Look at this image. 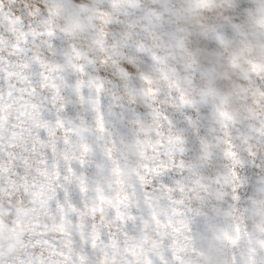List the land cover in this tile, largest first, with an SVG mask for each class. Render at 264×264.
<instances>
[{"label": "clouds", "instance_id": "9594fccd", "mask_svg": "<svg viewBox=\"0 0 264 264\" xmlns=\"http://www.w3.org/2000/svg\"><path fill=\"white\" fill-rule=\"evenodd\" d=\"M0 9L37 33L29 55L61 93L64 126L54 116L49 126L90 163V203H114L124 188L143 210L138 251L155 232L142 180L151 177L158 215L187 225L189 264H236L241 252L264 264V0H0ZM0 38L12 43L2 28Z\"/></svg>", "mask_w": 264, "mask_h": 264}, {"label": "snow or ice", "instance_id": "6c2138e0", "mask_svg": "<svg viewBox=\"0 0 264 264\" xmlns=\"http://www.w3.org/2000/svg\"><path fill=\"white\" fill-rule=\"evenodd\" d=\"M0 28L12 40L5 45L0 38V264H189L187 225L158 215L152 201L163 194L151 177L142 180L155 232L143 250L132 242L143 210L124 188L114 203H90V163L69 156L62 147L68 138L61 142L49 126L53 116L64 126L61 93L46 62L29 55L36 31L3 9ZM166 168L161 159L152 171L162 176ZM243 256H234L236 264H260Z\"/></svg>", "mask_w": 264, "mask_h": 264}]
</instances>
